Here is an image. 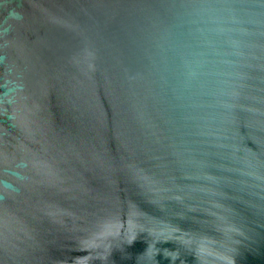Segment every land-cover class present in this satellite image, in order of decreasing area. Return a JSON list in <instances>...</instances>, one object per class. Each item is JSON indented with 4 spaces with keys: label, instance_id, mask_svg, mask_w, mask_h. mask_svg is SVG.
Wrapping results in <instances>:
<instances>
[{
    "label": "water",
    "instance_id": "95a60500",
    "mask_svg": "<svg viewBox=\"0 0 264 264\" xmlns=\"http://www.w3.org/2000/svg\"><path fill=\"white\" fill-rule=\"evenodd\" d=\"M0 264H264V0H0Z\"/></svg>",
    "mask_w": 264,
    "mask_h": 264
},
{
    "label": "clouds",
    "instance_id": "9594fccd",
    "mask_svg": "<svg viewBox=\"0 0 264 264\" xmlns=\"http://www.w3.org/2000/svg\"><path fill=\"white\" fill-rule=\"evenodd\" d=\"M10 15H11L14 19H16V20H19V19L22 18L21 15H20L19 13H17V12H12V13H10ZM6 187L11 188L10 185H6ZM13 190H14V189H13Z\"/></svg>",
    "mask_w": 264,
    "mask_h": 264
}]
</instances>
